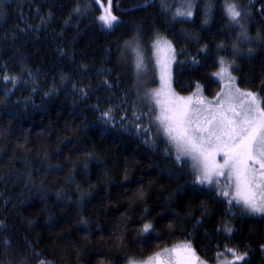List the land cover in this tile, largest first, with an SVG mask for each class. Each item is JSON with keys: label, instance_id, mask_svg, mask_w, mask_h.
Instances as JSON below:
<instances>
[{"label": "trees", "instance_id": "obj_1", "mask_svg": "<svg viewBox=\"0 0 264 264\" xmlns=\"http://www.w3.org/2000/svg\"><path fill=\"white\" fill-rule=\"evenodd\" d=\"M193 1L183 18L184 0H112L109 29L108 0H0V264H129L180 243L207 264L229 249L264 264V217L197 182L147 94L162 38L178 94L215 97L227 59L264 100V0Z\"/></svg>", "mask_w": 264, "mask_h": 264}, {"label": "snow or ice", "instance_id": "obj_2", "mask_svg": "<svg viewBox=\"0 0 264 264\" xmlns=\"http://www.w3.org/2000/svg\"><path fill=\"white\" fill-rule=\"evenodd\" d=\"M227 13L234 21L240 16L234 4L228 5ZM177 15L191 16L192 12H178ZM99 20L109 29L117 21L112 13V0H108ZM157 52L161 87L152 94L159 108L156 121L179 153L177 159L186 156L194 161L201 184L210 185L214 177L227 176L233 191L222 194L231 195L229 203L234 201L250 213L264 214V100L255 93L235 88V78L223 60L216 73L229 81L223 99L218 97L213 104L196 94L176 96L171 86V64L175 53L170 42L158 40ZM141 66L142 60H139L137 68ZM215 182L219 183V180ZM151 228L150 224H145L143 231L148 233ZM229 251L235 257L231 264L244 260L243 255L232 249ZM129 264L137 262L129 260ZM142 264H203V261L190 243H184L156 253Z\"/></svg>", "mask_w": 264, "mask_h": 264}, {"label": "rangeland", "instance_id": "obj_3", "mask_svg": "<svg viewBox=\"0 0 264 264\" xmlns=\"http://www.w3.org/2000/svg\"><path fill=\"white\" fill-rule=\"evenodd\" d=\"M232 4V3H230ZM229 5V4H228ZM227 5V7H228ZM175 15H177L178 12H185L187 13L188 11H191L192 14H193V11H194V1L192 0H184V2H182L178 8H175ZM179 17H183V18H190L191 16H187V15H178ZM158 40H165V39H162V38H157L155 40V42L153 43L152 45V50H151V59H152V63H153V67H154V70H155V80H156V84L155 86L151 87L147 94L151 100V106L152 108L154 109L155 111V121H156V116L159 114V108L155 105V102L154 100L152 99V94L155 90H158L160 89L161 87V81H160V68H159V65L157 64V58H158V52H157V41ZM244 40L245 41V38H242L241 37V41ZM167 41V40H166ZM169 42V41H168ZM171 44V43H170ZM172 46V44H171ZM133 47L135 49H133L132 51V54L135 58V63L137 65L138 61L139 60H142V65H143V57H142V54L141 52L138 53V48L136 45H133ZM172 49L174 50L173 46H172ZM175 53V51H174ZM159 55H163V53H159ZM225 62L224 66L225 67H228L229 68V72L231 74L232 77H234L233 73H232V70H233V62L231 60H227V59H221ZM174 61L175 59L173 60L172 64H171V86H172V91L175 93L176 96H179V97H192L194 96V94H196V97H199V98H203L204 100L206 101H211L213 102V104H215L217 102V98L220 97L221 99H223V96H224V93L228 90V85H229V81L227 78L225 79H221L219 76L216 75L217 72H219L220 68H221V63H219V69L214 73V77L215 79L219 82V84L221 85V91L215 96V97H212V98H207L205 97L203 94H202V90L201 89H196L193 93L191 94H188V95H181V94H178L174 89H173V85H172V67H173V64H174ZM221 62V61H220ZM142 67V66H141ZM141 69V68H139ZM235 78V77H234ZM234 87L235 88H238L240 89V91L242 92H251V91H247V90H244V89H241L237 86L236 84V79L234 81ZM253 93V92H252ZM257 95V94H256ZM258 96V95H257ZM158 127L160 128V131L163 135V137L166 139V141L168 142L171 150L173 151L174 155L177 157L179 155V153L176 151V148L174 146V144H172L168 137L164 134L162 128L160 127L159 123L156 121ZM179 161H185L187 163H189V165L191 166L192 170H193V173L195 175V178L198 182V171L196 169V167L194 166V161H192V159L190 157H186V156H181L180 159H178ZM218 160H221L222 161V158L221 157H218ZM219 180V183H216L215 181L216 180ZM214 185H216L218 187V189L220 190L221 194L224 192V191H228L230 194L232 193V188L229 187V181H228V178L227 176H223V177H214V182H213ZM209 185V184H207ZM212 185V184H210ZM223 195V194H222ZM224 196V195H223ZM226 197V196H225ZM231 199V195L227 196ZM239 205V204H237ZM245 212L249 213V214H252V215H257V216H262L264 217V214H253V213H250L248 212L246 209H244L242 207V205H239ZM180 244H184V243H180ZM180 244H177V245H180ZM175 245V246H177ZM174 246L170 247V248H167V249H172ZM164 250L158 252V253H162ZM154 256V255H153ZM151 256V257H153ZM147 260V259H146ZM146 260H143V261H136L137 264H142V262L146 261ZM203 264H207L205 262H203ZM217 264H231V262H226V261H221Z\"/></svg>", "mask_w": 264, "mask_h": 264}]
</instances>
